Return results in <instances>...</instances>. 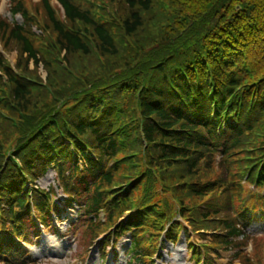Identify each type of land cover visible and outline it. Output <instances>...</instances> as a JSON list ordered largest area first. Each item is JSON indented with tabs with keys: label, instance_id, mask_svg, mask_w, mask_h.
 I'll return each mask as SVG.
<instances>
[{
	"label": "trees",
	"instance_id": "1",
	"mask_svg": "<svg viewBox=\"0 0 264 264\" xmlns=\"http://www.w3.org/2000/svg\"><path fill=\"white\" fill-rule=\"evenodd\" d=\"M58 1L66 13L63 24L48 0H42L41 9L65 54L66 70L61 64L46 61L42 43L29 29L0 21L5 48L18 47L16 69L30 76L31 62L38 68L43 65L52 89L51 94L44 87L30 85L15 75L0 55V70L7 76L1 87L8 98L0 93V109L9 115L0 124V181L4 188L9 185V193H2L8 205L4 211L7 220L17 215L20 228L34 234L25 185L17 171H6L2 165L9 148L29 173L38 170L44 174L54 166L63 174L68 170L71 177L66 180V190L75 193L80 202L82 221L102 205L100 191L113 182L107 165L119 146L113 136L115 127L122 123L134 122L131 132L134 136L137 133V148L142 147V137L151 144L165 181L174 185L177 179L183 184L190 181L191 195L198 201L203 197L196 187L202 175L198 160L205 153L223 149L220 168L224 181L235 168L228 160L238 158L246 164L249 157L264 159V140L255 138L264 116V0H122L130 13L127 11L126 18L119 16V27L115 28L107 27V21L97 19L77 0ZM12 13H22L30 24L23 4L18 3ZM79 25L95 47L81 37ZM149 27L155 32L153 36ZM118 35H124L122 41ZM1 81H5L3 76ZM103 88H109L110 94L103 95L112 101L104 110L103 103L94 105L92 98H87ZM237 89H242L241 99L236 97ZM213 103L219 115L215 118L210 117ZM228 116L239 123L224 130L221 119ZM58 129L61 137L56 139ZM63 136L78 146L75 162L61 144ZM88 143L100 159L88 158L87 168L81 172L77 159L86 157L83 146ZM192 149L200 154L191 157ZM207 160L205 174L213 173L211 158ZM173 167L187 175L176 177ZM181 185L175 189L180 198L184 191ZM224 200L228 201L227 196ZM38 207L42 222L51 226V209L42 203ZM228 228L232 236L240 234L231 224ZM9 236L0 242V261L13 256L7 241L16 244L13 233Z\"/></svg>",
	"mask_w": 264,
	"mask_h": 264
},
{
	"label": "rangeland",
	"instance_id": "2",
	"mask_svg": "<svg viewBox=\"0 0 264 264\" xmlns=\"http://www.w3.org/2000/svg\"><path fill=\"white\" fill-rule=\"evenodd\" d=\"M34 3H38L39 8L36 9L38 13L37 21L41 22L39 24V27L37 25H34V33L38 35H42L43 43L47 46L50 55L54 58L57 56V47L55 45H52V43H55L57 41L55 35L49 31V34L46 38L45 31L41 29L42 26H46V17L45 13L42 12V9L40 8V0H32ZM162 1V0H161ZM8 2L9 0H0V15L7 17L10 21L13 20L9 12L6 10L8 8ZM78 3H80L82 8L91 10L94 13L98 14L100 17V20L107 21L105 25L114 27H119V20L120 17L124 15L126 16L130 13L129 8L123 3L122 0H77ZM95 4V6H94ZM99 5H101V8H97ZM128 8H126V7ZM55 10L57 12L58 18H63V11L58 6L55 5ZM128 11V14H127ZM43 13V14H42ZM93 13V14H94ZM61 22H66V19H62ZM17 21L20 23L22 22V19L20 17L17 18ZM116 25V26H114ZM149 26V25H148ZM49 27L47 26V29ZM43 32V33H42ZM79 32H85L84 27L82 25H79ZM151 33V36L154 35V30L149 27V34ZM86 36L88 37V42L91 46H96L93 39L90 37L88 33H86ZM119 36V35H118ZM123 35L119 36L123 39ZM120 39V40H122ZM1 44V43H0ZM60 47V46H59ZM3 50V46H0V51ZM18 47L16 45H13L11 48L6 49V54L4 55V58H6L10 63H12V66H14L15 62L17 63L19 59V53H18ZM30 71L31 75H26L20 73L22 76H24L22 79L31 78L35 81L29 82L30 85H37L38 84V78L46 79L47 74L42 69V67H35V65L30 64ZM35 75V76H34ZM65 77V76H63ZM5 81L7 82V78L4 77ZM25 80V79H24ZM35 82V83H34ZM109 90V89H108ZM107 90V91H108ZM2 91V90H0ZM5 93L3 92V98L8 99L6 96V90L4 89ZM99 91V90H98ZM97 91V92H98ZM86 97V96H85ZM6 119H3L0 115V124L5 121ZM7 121V120H6ZM8 146V145H7ZM6 146V147H7ZM140 146V145H138ZM9 150H13V148H9ZM139 156L135 159L136 166L138 167L137 172L134 173V176L140 175L142 173L143 176L141 178V181L144 182V185L142 187L143 191L148 190L146 199H150L154 202H158L161 204H166L169 206V208L175 210L177 208V205L175 204V189L178 185L182 184L181 186L185 187L186 185H190L191 182L187 181L186 183H179L174 181V184H169L165 181L163 176V170L160 164L157 162L156 157L153 153V148L150 146V148H146L145 151L143 148H137V152ZM19 162V160H18ZM2 165L5 166V169H7L9 162L4 161ZM174 168V167H173ZM174 175L176 177L180 176H186L187 173H182L180 169H173ZM117 180H121V176L116 175ZM56 176L54 171H50L48 174H46L44 177L39 178L35 181V186L39 187L42 190H50L57 188L58 185L56 183ZM177 182V183H176ZM196 186V185H195ZM194 186V187H195ZM60 192L61 190H56L55 192ZM190 192V191H189ZM189 192H182L181 196L184 200V205L187 206L186 209H191L189 205V200L185 197L188 195ZM144 193H138L135 192V199H138V196L143 195ZM62 196V194H60ZM70 206L69 217L72 219L71 226H68V223H61V242H57L55 238H52L50 241L47 242L52 248L55 249L54 254L49 255L47 258L42 257L38 258L36 264H105L100 259V256L102 254V249L100 246H104L105 242L108 241L109 237L112 236V231L114 230V227L111 225L106 226L104 222L103 215H100L98 219V226L96 227H90L88 228V218L86 220H73L76 215L78 214L77 208V202L75 198L72 199ZM67 199L63 198L62 203L66 202ZM196 200L192 203H195ZM183 203L178 200V205L181 209L183 206ZM198 204L196 207L201 206V208L204 207V204L201 202L196 203ZM200 204V205H199ZM200 207L198 210L201 209ZM232 213V212H231ZM231 217L230 212L226 211L224 208H221V214L219 217ZM74 217V218H73ZM102 220V221H100ZM78 225L77 227H73L74 225ZM214 227V226H213ZM212 227V228H213ZM98 229V231H97ZM192 231L191 229H189ZM211 232H217L216 230H210ZM219 233H223L224 237L221 235H212V234H193L189 233V238H185L182 240V242L177 246L173 247L169 244H163L161 251H159L158 257H155L153 255V264H197L195 260H192L191 254L188 253V243L192 241L194 243H201V244H214L215 250L211 251L210 257L213 259V264H264V232L263 229H257L254 228L246 231V236L237 238L234 243V246L232 248H223L221 245H216L217 242L223 240V238L227 237V234L224 231H218ZM254 235L250 237V241H248V236ZM64 237H67L65 239ZM49 238V237H47ZM251 243L253 246V250L251 251ZM96 244L94 248L93 245ZM128 242L125 243V247H128ZM45 248V247H44ZM43 249H33L34 251H39V253L44 250ZM92 248V249H91ZM60 249V251H59ZM118 250L121 254V258L119 262H114V264H126V260L123 256L124 251V243H120L118 245ZM65 258H67L65 260Z\"/></svg>",
	"mask_w": 264,
	"mask_h": 264
}]
</instances>
